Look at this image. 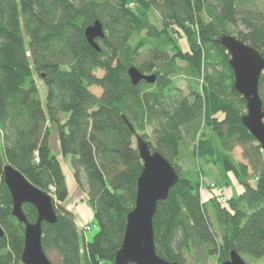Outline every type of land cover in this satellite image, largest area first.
Returning <instances> with one entry per match:
<instances>
[{
  "label": "trees",
  "instance_id": "trees-1",
  "mask_svg": "<svg viewBox=\"0 0 264 264\" xmlns=\"http://www.w3.org/2000/svg\"><path fill=\"white\" fill-rule=\"evenodd\" d=\"M149 10L159 26L150 22ZM95 21L104 32L98 51L84 37ZM181 33L187 53L175 40ZM224 36L264 60V0H0V264H22L24 231L11 216L5 164L52 199L57 221L41 225L51 264L50 255L56 264H113L142 170L133 139L147 128L154 147L140 137L179 176L156 207L157 256L178 264H222L232 251L246 264L264 258V152L241 122L246 102L233 88ZM131 67L154 75V83L134 86ZM36 78L45 89L44 105ZM177 79L187 96H175ZM258 92L264 107V72ZM48 125L93 209L97 233L82 249L74 216L61 205L67 188ZM203 126L210 128L209 139ZM236 147L241 165L228 156ZM185 153L233 173L243 191L229 203L215 193L203 201L199 183L181 177L177 163ZM22 212L29 224L36 222L34 207L24 204Z\"/></svg>",
  "mask_w": 264,
  "mask_h": 264
},
{
  "label": "water",
  "instance_id": "water-1",
  "mask_svg": "<svg viewBox=\"0 0 264 264\" xmlns=\"http://www.w3.org/2000/svg\"><path fill=\"white\" fill-rule=\"evenodd\" d=\"M87 43L99 50L97 39L104 38L102 25L95 21L84 30ZM221 45L230 56L229 66L233 72V88L246 102V114L241 118L243 126L256 140L264 152V107L258 92V82L264 72V60L257 51L233 36L220 39ZM127 74L135 86L141 81L153 84L154 75H142L131 67ZM130 130L132 127L123 117ZM136 148L142 161V170L136 181V197L133 209L126 216L122 244L115 253L113 264H178L159 258L155 251L153 218L159 202L167 199L170 189L179 176L159 153L149 149L139 136L135 137ZM2 178L11 200V216L23 224L22 264H51L45 256L42 245V223L55 224L57 216L51 197L34 187L11 165L2 168ZM28 204L37 212L36 222L29 224L22 212V205ZM0 237L3 232L0 228ZM222 264H246L234 251L230 259Z\"/></svg>",
  "mask_w": 264,
  "mask_h": 264
},
{
  "label": "rangeland",
  "instance_id": "rangeland-1",
  "mask_svg": "<svg viewBox=\"0 0 264 264\" xmlns=\"http://www.w3.org/2000/svg\"><path fill=\"white\" fill-rule=\"evenodd\" d=\"M147 15L150 22L156 26L160 25L159 18L154 11L149 10ZM239 29L242 30V28ZM175 40L182 53L189 52L188 39L184 34L181 33L178 36H175ZM97 75L101 76L102 73L98 72ZM35 81L39 91V98L42 102V105H44L45 89L39 79L36 78ZM91 92L97 96L100 94V90L96 88L91 89ZM187 95L188 90L186 88L185 82L178 79L175 80V96L185 97ZM217 118L218 120H222L223 114H219ZM48 128L50 130V148L59 161L60 169L67 188V199L61 205L74 216L75 226L79 234L82 249L84 243L91 242L97 233L93 209L91 204L88 202L86 192L84 191L83 187H81L74 178L73 171L70 167V158L61 156L60 152L58 151L55 129L51 128L49 125ZM202 129L209 139L211 137L210 128L203 126ZM137 135L139 137L144 136V139H146V141H150L154 147V135H152V128H147L145 131L137 133ZM133 147H136L135 138L133 139ZM228 156L232 158L236 165H241L243 162L241 157V148L236 147L232 153L228 154ZM183 158L184 160H181L179 163H177L180 168L181 177L191 180L192 182L199 183V194L203 201L207 202L212 193H215L216 195L222 194L226 199L228 198L229 203L231 198L239 196L238 191H243L242 186L238 182L239 180L237 176L233 173H225L222 167L213 161L207 162L203 158L199 159L195 156L189 157L187 153L184 154ZM228 206L229 204H227V207ZM77 208H81V212L78 210L77 213ZM85 226L89 228V231L83 234L81 229ZM50 259L53 264L57 263L55 256L50 255ZM251 263L264 264V258L261 261ZM188 264H190L189 260ZM209 264H216V259H211Z\"/></svg>",
  "mask_w": 264,
  "mask_h": 264
},
{
  "label": "built area",
  "instance_id": "built-area-1",
  "mask_svg": "<svg viewBox=\"0 0 264 264\" xmlns=\"http://www.w3.org/2000/svg\"><path fill=\"white\" fill-rule=\"evenodd\" d=\"M219 201H220L221 204H225L226 203V198L221 196V197H219ZM81 231L83 232V234H85L86 232L89 231V228L87 226H85V227H83L81 229Z\"/></svg>",
  "mask_w": 264,
  "mask_h": 264
},
{
  "label": "crops",
  "instance_id": "crops-1",
  "mask_svg": "<svg viewBox=\"0 0 264 264\" xmlns=\"http://www.w3.org/2000/svg\"><path fill=\"white\" fill-rule=\"evenodd\" d=\"M242 192V190H240V191H238V194H240ZM73 207H74V205H73ZM78 210H80V212H81V208H77L76 209V212L78 213Z\"/></svg>",
  "mask_w": 264,
  "mask_h": 264
}]
</instances>
